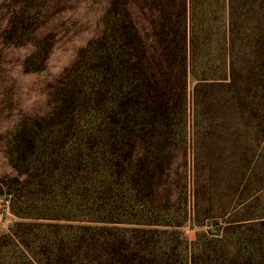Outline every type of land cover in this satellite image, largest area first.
Listing matches in <instances>:
<instances>
[{"label":"rangeland","instance_id":"rangeland-1","mask_svg":"<svg viewBox=\"0 0 264 264\" xmlns=\"http://www.w3.org/2000/svg\"><path fill=\"white\" fill-rule=\"evenodd\" d=\"M114 1L149 81L97 48ZM0 192V264L117 237L76 226L264 264V0H0Z\"/></svg>","mask_w":264,"mask_h":264},{"label":"trees","instance_id":"trees-1","mask_svg":"<svg viewBox=\"0 0 264 264\" xmlns=\"http://www.w3.org/2000/svg\"><path fill=\"white\" fill-rule=\"evenodd\" d=\"M110 8H112V10H110V13L108 11V14H106L105 17L107 30L98 41L97 48L105 52L103 58L108 61L109 67L114 68V72L118 70L120 74H124L128 70L139 71L141 72L142 78L143 76H146L148 79L146 80L149 81L148 75L146 73L144 74V70L134 60L135 55L132 51L134 50V45L137 38L135 33L136 30L130 19V16L128 14L121 15L117 13L115 1L112 2ZM189 35V45L191 47L193 44L192 30L190 31ZM176 37L177 38H174V43L173 41L168 42L174 46L175 49L178 48V45L182 46V43L184 42L183 36L176 35ZM191 57V60L193 61V52L191 53ZM196 223L201 225L200 222ZM75 229L80 233L93 232V235L89 241L87 238H85V236L81 235L82 233L78 237V242L87 241L86 244L89 243L90 245L97 244V241L95 240L96 233H101L104 235V233H111L112 230H114L116 231L115 236L117 237L116 240L109 239L108 241H103L97 244V246L102 249V256L94 258V260H91L90 258L78 257V261L76 258L74 263H72L65 259L63 255H54L56 264H190L189 258L187 259V256L183 254V251H185L186 247L181 242L180 235L178 237L180 251L176 247L173 249L172 253L168 254L167 247L165 246L164 248L160 249L161 254H157L155 250H152V252L147 251V246L145 243L138 242L134 244L132 243L134 240L131 237H127L125 235L127 232L141 234L147 233L149 230H145L144 228L128 231V229H113L108 228L107 226L91 228L76 226ZM117 244H120V246ZM54 248L55 245L51 246V249ZM108 248L112 249L113 251L108 254L104 253L103 250ZM193 248L196 250V246ZM176 251H179L180 254Z\"/></svg>","mask_w":264,"mask_h":264}]
</instances>
